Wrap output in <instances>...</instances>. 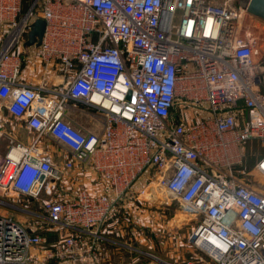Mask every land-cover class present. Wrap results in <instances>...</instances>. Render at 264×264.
<instances>
[{"label": "built area", "instance_id": "1", "mask_svg": "<svg viewBox=\"0 0 264 264\" xmlns=\"http://www.w3.org/2000/svg\"><path fill=\"white\" fill-rule=\"evenodd\" d=\"M29 1L0 0V111L34 134L29 143L9 139L0 191L39 211L0 205L27 211L58 237L46 245L0 213V264H112L106 246L123 248L132 264H264L257 18L232 0H32L25 8ZM38 19L41 42L26 46ZM34 65L38 85L23 77ZM78 104L100 120V133L73 125ZM252 142L260 154L245 149ZM163 194L195 223L188 257L108 237L121 204Z\"/></svg>", "mask_w": 264, "mask_h": 264}, {"label": "rangeland", "instance_id": "2", "mask_svg": "<svg viewBox=\"0 0 264 264\" xmlns=\"http://www.w3.org/2000/svg\"><path fill=\"white\" fill-rule=\"evenodd\" d=\"M211 1L216 4H221L226 0ZM233 2L237 3L236 1ZM253 36L258 46L264 50V21L259 19L254 21ZM30 67H34V69L23 67V73L33 74L38 82L42 74V69L37 65ZM85 109L84 106L78 104L70 110L69 117L73 125L85 131L100 133L102 131L100 120ZM22 127L23 124L19 120L9 116L4 107L1 109L0 129L4 134L0 143V151L5 150V146L9 142L8 135H14V131L20 130ZM48 149L52 150L57 161L62 160L63 155L60 153L57 146L50 144ZM245 149L248 152L255 151L257 154L262 152V148L257 142L246 144ZM252 162L253 159L248 158L242 169H249ZM82 183L90 187L92 186L88 178H83ZM47 197L48 195L46 193L42 194V199ZM0 199L8 204L23 208L24 210L33 209L34 211H39L37 205H35L37 203L27 198H17L15 196L8 197L7 193L0 191ZM121 207L124 208H121L122 211L118 215L120 219L114 225L115 232L109 233L108 237L115 238L120 242L136 240L143 250L151 251L161 258L183 259L188 257L189 248L186 240L195 223L187 221L188 219L181 210L179 202L163 194L162 198L157 200L152 199L140 202L130 201L121 204ZM0 213L12 216L26 228H32V231H36V233L46 237V245L57 240V233L49 234L45 229H39L43 228V223L39 219L34 218V216L27 211L18 210L11 206L0 205ZM173 222L177 226H175ZM117 224L120 225V227ZM108 231L107 229V233ZM106 248V253L113 257V259H111L112 264H132V261L123 248L113 249L110 246H106Z\"/></svg>", "mask_w": 264, "mask_h": 264}, {"label": "water", "instance_id": "3", "mask_svg": "<svg viewBox=\"0 0 264 264\" xmlns=\"http://www.w3.org/2000/svg\"><path fill=\"white\" fill-rule=\"evenodd\" d=\"M236 1L248 14L264 21V0H233ZM46 23L38 19L31 27L26 46L39 45L45 31Z\"/></svg>", "mask_w": 264, "mask_h": 264}, {"label": "crops", "instance_id": "4", "mask_svg": "<svg viewBox=\"0 0 264 264\" xmlns=\"http://www.w3.org/2000/svg\"><path fill=\"white\" fill-rule=\"evenodd\" d=\"M23 77L26 80V82L31 83L33 85H38L37 84L38 82L36 81L37 78L35 76H33V74L23 73ZM22 124H23L22 129L14 131V133H15L14 135L13 134L8 135V139L14 138L15 140H17L19 142H23V143H29L32 140L34 134L30 130H28V128L25 126L24 123H22ZM0 143H1V140H0ZM7 147H8V144L5 146V150L0 151V157L6 153ZM173 224L175 226H177L174 222H173Z\"/></svg>", "mask_w": 264, "mask_h": 264}, {"label": "trees", "instance_id": "5", "mask_svg": "<svg viewBox=\"0 0 264 264\" xmlns=\"http://www.w3.org/2000/svg\"><path fill=\"white\" fill-rule=\"evenodd\" d=\"M30 1H32V0H30ZM30 1H29V2H25V4H24V7H25V8L29 7V3H30ZM252 164H253V162H252ZM252 164H251V166H252ZM251 166H250V168H251Z\"/></svg>", "mask_w": 264, "mask_h": 264}]
</instances>
